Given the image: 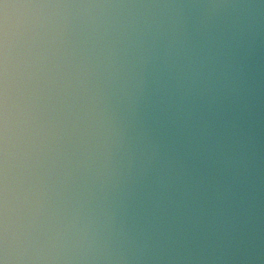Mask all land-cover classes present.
<instances>
[{
	"label": "water",
	"instance_id": "obj_1",
	"mask_svg": "<svg viewBox=\"0 0 264 264\" xmlns=\"http://www.w3.org/2000/svg\"><path fill=\"white\" fill-rule=\"evenodd\" d=\"M0 264H264V0H0Z\"/></svg>",
	"mask_w": 264,
	"mask_h": 264
}]
</instances>
